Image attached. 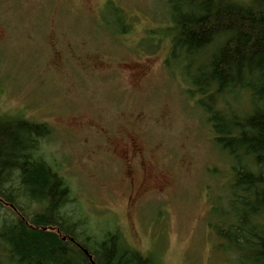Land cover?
<instances>
[{"label":"rangeland","instance_id":"1","mask_svg":"<svg viewBox=\"0 0 264 264\" xmlns=\"http://www.w3.org/2000/svg\"><path fill=\"white\" fill-rule=\"evenodd\" d=\"M167 1L0 0V115L51 127L41 150L90 235L118 229L158 264H236L212 212L232 162L167 69Z\"/></svg>","mask_w":264,"mask_h":264},{"label":"trees","instance_id":"2","mask_svg":"<svg viewBox=\"0 0 264 264\" xmlns=\"http://www.w3.org/2000/svg\"><path fill=\"white\" fill-rule=\"evenodd\" d=\"M167 4V69L184 68L189 94L232 162L233 177L212 208L215 231L236 264H264V0ZM52 133L0 115V264H158L118 229L90 235L68 182L41 150Z\"/></svg>","mask_w":264,"mask_h":264},{"label":"water","instance_id":"3","mask_svg":"<svg viewBox=\"0 0 264 264\" xmlns=\"http://www.w3.org/2000/svg\"><path fill=\"white\" fill-rule=\"evenodd\" d=\"M86 254H87V252H86ZM92 259V258H91Z\"/></svg>","mask_w":264,"mask_h":264}]
</instances>
